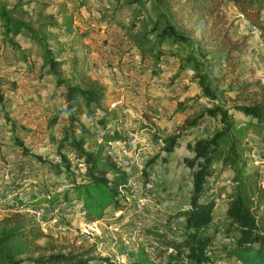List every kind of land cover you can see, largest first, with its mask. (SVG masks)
<instances>
[{
    "label": "trees",
    "instance_id": "1",
    "mask_svg": "<svg viewBox=\"0 0 264 264\" xmlns=\"http://www.w3.org/2000/svg\"><path fill=\"white\" fill-rule=\"evenodd\" d=\"M70 1L78 4L72 6L68 0H52L48 3L60 6L57 12L41 11L33 18L26 10H22L19 15V5L0 0V32L2 42L9 44L14 51L15 61L12 62L21 65L30 61L33 55L31 50L26 51L27 48L21 46L17 38L24 34L40 48V75H53L57 85L64 87L63 113L61 115L54 112L48 121V127L54 128L60 124L61 117L67 118L66 124H63L58 152L61 165L71 174L67 188L54 192L47 190L40 194L31 193L28 198L16 194L10 202L6 201V206L16 211L0 218V264H27L29 261L35 264H101L102 261L105 264H115L108 257L95 256L94 248L74 250L67 245L54 243L41 246L40 241L50 236L34 215L21 210L44 205L47 210L58 214L74 207L87 221L107 220L111 215L113 222L121 226L126 217L123 215L129 213L128 224H132L138 213L131 202L135 191L134 175L118 161L119 155L114 152V143H123L126 151L132 148L125 124H120L122 128L115 129L110 126L111 122L121 121L124 115L104 105L109 95L108 88L101 78L94 77L87 68L83 67L78 71L72 69L70 78L63 76L67 58L61 54L66 52L63 49L66 44H60V41L65 37V32L69 33L67 39L73 45L75 39L89 37L93 29L90 24L81 29H73V12L83 7L91 11V0ZM154 1L160 14L166 18L165 25L158 32V38L161 41L169 38L173 44L188 42L192 45V49L181 58V66L172 77L173 81L182 76L183 71L195 69L192 76L198 79L202 95L213 101L212 106L204 107L198 114L187 117L178 133L163 137L162 149L173 151L180 143L183 133L197 127L206 116L219 119L222 126L188 145L194 153L193 157L186 158L192 175L190 206L177 212L185 218L183 231L177 236L169 237L154 224L145 227L143 231L148 243L139 244L130 252V260L122 264H212L214 258L211 253L216 249L221 258L236 260L239 264H264V176L262 169L252 164L255 148L251 144V137H256L264 147V80L241 79L239 55L247 48L249 38L248 35L235 36L232 25L222 11L223 6L228 3L234 4L250 26L264 34V0ZM143 2L144 0H124L122 5L135 6L142 12ZM118 7L119 5L114 8L111 16L101 14L97 19L111 20L109 17H113ZM58 14L62 16L61 22L57 18ZM176 17H194L199 21V26L190 31L179 29L171 20ZM89 18L91 20L92 17ZM48 27H56L62 33L51 34ZM196 33L200 34L199 38L193 36ZM72 34H77L78 37L72 38ZM51 39L59 43L57 51L50 44ZM158 48L159 52L154 56L158 60L167 54L178 55L180 51H166L161 45ZM142 52L145 56L146 53ZM151 71V78L160 76L161 70L156 66H152ZM2 80L0 77V82ZM212 81H229L228 88L235 93L232 105L217 102L219 94ZM188 107L185 101L180 100L176 112H184ZM234 111L242 113L244 119H238ZM83 116L93 123L88 124ZM15 146L28 154L29 149L23 140L16 138ZM32 155L42 159L39 154ZM74 160L81 162L86 169L81 177V173L76 172L77 164L74 165ZM228 170L232 176L225 184H229L230 188L226 185L222 191L229 188L223 216L225 236L229 241L215 246L214 241L219 232V227L215 225L219 212L216 207L220 195H209L208 188L214 176L218 178ZM147 173L145 169V180L148 179ZM11 184L17 186L18 183ZM154 241H158V244L154 251H150L149 245ZM42 250L49 253L33 257Z\"/></svg>",
    "mask_w": 264,
    "mask_h": 264
},
{
    "label": "rangeland",
    "instance_id": "2",
    "mask_svg": "<svg viewBox=\"0 0 264 264\" xmlns=\"http://www.w3.org/2000/svg\"><path fill=\"white\" fill-rule=\"evenodd\" d=\"M8 1L20 6L17 9L19 15L22 10H26L33 18L41 11L57 12L60 8L57 3V6L48 3L52 0ZM68 2L72 6L78 4L76 1ZM123 2L124 0H91V11L85 7L74 11V30L87 24L93 29L89 37L77 38L73 45L67 39L69 33L65 32L60 44H66L63 48L66 52L61 54L67 58L63 76L70 78L72 69L78 71L83 67L87 68L94 77L101 78L108 88L109 95L104 105L124 115L121 121L111 122L110 126L112 129L122 128L120 124L124 123L128 142L132 146L130 151H126L123 143H114V152L119 155L118 161L134 175L135 191L131 202L133 208L138 209L137 216L133 219L135 222L128 224L129 213L123 215L126 216V223H122V226L113 222L111 215L107 220L87 221L74 207L58 214L47 210L44 205L21 210L34 215L50 236L40 241L41 246L54 243L67 245L74 250L94 248L95 256L108 257L115 264H119L118 258L127 263L131 251L139 244L148 243L143 231L147 226L154 224L169 237L177 236L183 231L185 218L177 212L190 206L192 175L186 158L193 157L194 153L188 145L222 126L219 119L206 116L197 127L183 133L180 143L173 151L162 149L163 137L178 133L187 117L198 114L204 107L212 106L213 101L202 95L198 79L192 76L195 69L183 71L182 76L173 81L172 77L181 66V58L192 49V45L188 42L173 44L169 38L165 41L158 38V32L165 25L166 18L160 14L156 2L144 0L142 12L135 6L124 7ZM117 5V12L109 17L111 20L97 19L101 14L111 16ZM222 11L232 25L233 34L248 35L249 38L247 48L239 55L241 79L264 80V34L257 28H252L234 4L228 3L223 6ZM89 16L92 17L91 20ZM57 18L61 22L60 14ZM171 20L179 29L190 31L199 26V21L194 17H176ZM47 30L51 34L61 32L56 27H48ZM193 36L199 38L200 34ZM71 37L78 36L72 34ZM17 38L21 46L27 48L26 51L31 50L33 53L30 61L21 65L12 62L15 61L14 51L9 44L2 42L0 32V77L3 78L0 82V93L3 95V101H0V218L16 211L6 206V201L10 202L16 194L28 198L31 193L62 190L68 187L71 178V174L61 165L58 152L63 124H66L67 118L61 117L60 124L54 128L48 127V121L54 112L61 115L63 113L64 87L57 85L53 75H40L42 60L38 56V44L24 34ZM50 42L57 51L59 43L52 39ZM160 45L166 51L179 49L180 55L167 54L158 60L154 56L159 52ZM142 50L146 53L145 56ZM74 59L77 60L74 62ZM152 66L161 70L159 77L151 78ZM229 81H212L219 94L217 102L227 106L232 105V99L235 98L234 91L228 88ZM180 100L189 106L184 112H176ZM234 112L238 119H244L242 113ZM83 119L88 124L93 123L85 116ZM16 138L23 140L29 149L28 154L15 146ZM156 139L158 142L155 143ZM251 144L255 148L252 164L259 166L264 176V147L256 137H251ZM32 153L41 155L42 159ZM73 163L77 164L75 169L81 173V177L86 169L77 160ZM145 169L148 171L147 180L146 175H143ZM231 176L229 170L221 173L218 178L214 176L208 188L209 195H220L216 207L219 212L215 225L219 227V232L214 241L215 246L229 241L225 236L223 216L230 188L225 182ZM11 182L18 184L13 186ZM226 185L229 188L222 191ZM109 224L117 226L109 228ZM152 244L156 247L158 241ZM152 244L149 245L150 248ZM216 250L211 253L214 258L212 264H239L236 260L221 258ZM47 253L49 251L42 250L33 257ZM27 264L35 263L29 261ZM101 264L105 262L102 261Z\"/></svg>",
    "mask_w": 264,
    "mask_h": 264
},
{
    "label": "built area",
    "instance_id": "3",
    "mask_svg": "<svg viewBox=\"0 0 264 264\" xmlns=\"http://www.w3.org/2000/svg\"><path fill=\"white\" fill-rule=\"evenodd\" d=\"M114 226L116 227L117 225H116V224H109L108 227H109V228H113ZM154 248H155V246L152 245L151 248H150V251H154ZM124 262H125V260H123V259L121 260V259L118 258V263H119V264H122V263H124Z\"/></svg>",
    "mask_w": 264,
    "mask_h": 264
}]
</instances>
